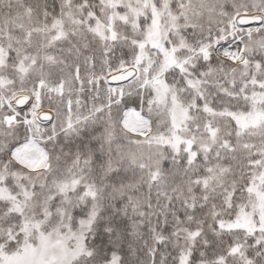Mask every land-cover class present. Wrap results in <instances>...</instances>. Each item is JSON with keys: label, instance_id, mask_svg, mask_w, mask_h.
Wrapping results in <instances>:
<instances>
[{"label": "snow or ice", "instance_id": "snow-or-ice-1", "mask_svg": "<svg viewBox=\"0 0 264 264\" xmlns=\"http://www.w3.org/2000/svg\"><path fill=\"white\" fill-rule=\"evenodd\" d=\"M0 264H264V0H0Z\"/></svg>", "mask_w": 264, "mask_h": 264}]
</instances>
